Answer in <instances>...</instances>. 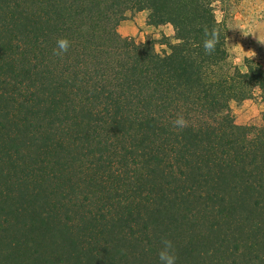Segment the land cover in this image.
I'll return each instance as SVG.
<instances>
[{
  "label": "trees",
  "instance_id": "16d2710c",
  "mask_svg": "<svg viewBox=\"0 0 264 264\" xmlns=\"http://www.w3.org/2000/svg\"><path fill=\"white\" fill-rule=\"evenodd\" d=\"M216 1L0 0V105L21 112V107L30 108L31 99L38 106L31 115L37 123L23 116L9 138L10 145L23 150L4 151L0 157L8 168L0 169V181L14 185L11 193L1 191L0 199H15L9 205L15 219L18 214L30 220L20 230L35 234L36 240L49 235L51 244H60L57 233L64 222L51 210L61 208L63 191L89 200L95 191L83 185L100 181L107 188L103 182L108 180L112 186L136 154L150 166L141 175L140 203L147 216L142 225L144 264H159L155 242L176 240L181 229L186 232L183 226L190 219L180 204L197 202L218 224L251 210L248 194L257 189L264 193V125L251 131L235 124L229 103L250 97L255 89L264 101V67L250 58L244 59L243 70L229 64L226 27L216 25L213 15ZM143 10L148 25L173 26L175 43H167L168 51L157 52L152 39L137 42L118 33L121 21ZM214 25L220 29V43L206 55L203 29ZM60 38L71 42L63 57L53 54ZM177 115L188 121L183 130L173 127ZM134 137L138 146L132 145ZM76 157L85 159L93 173L79 177L83 191L78 192L68 188L64 176L80 160ZM98 169L112 176L98 178ZM165 172L180 184L172 200L161 197L164 185L158 175ZM237 177L244 180V193L228 190ZM39 207L48 208L46 215ZM208 228L217 231L215 225ZM192 238L196 242L177 247V264H216L201 263L196 250L207 237L203 242L204 236ZM4 243L0 236V245ZM69 243L74 245L72 239ZM5 246L7 255L1 254ZM5 246L0 262L29 254L21 245Z\"/></svg>",
  "mask_w": 264,
  "mask_h": 264
},
{
  "label": "rangeland",
  "instance_id": "374dc122",
  "mask_svg": "<svg viewBox=\"0 0 264 264\" xmlns=\"http://www.w3.org/2000/svg\"><path fill=\"white\" fill-rule=\"evenodd\" d=\"M217 11L221 14V23L226 27L225 41L229 64L238 66L243 70V61L245 58H249L246 51L253 50L257 55L252 59L264 67V45L258 43L253 36H264V0H219L214 3V12ZM142 15H146V25L140 28L141 35L124 37H132L137 42L152 39L157 52L168 51L167 43L174 42L172 38L174 35L173 28L169 29V24L148 25L146 11L143 14L140 11L136 12L127 19H132L134 16L142 18ZM230 28H240L250 35L245 37L242 30ZM235 44H241V48L245 50L241 53L242 59L239 65L233 64L230 59V57L235 58L236 54L233 52V45ZM29 105V109L21 107V112H18V108L0 105V157L4 155V151H14L17 148L23 150V144H21L22 148L20 145L17 146V143L10 145L9 138H13L16 125L20 119L29 116L31 124L37 123L31 115L32 112L34 114L38 110V106L31 99ZM229 107L235 124L250 129L264 125V101L259 89H255L250 97L244 100H232ZM132 145L138 146L137 138H132ZM23 153L25 152L23 151ZM138 153H140L139 149ZM88 157L93 161L96 159V157L95 159L92 156ZM37 159L31 161H37ZM111 159L116 158L112 157ZM73 160L77 161L68 169L69 173H64L65 178H69L67 186L75 192L83 191L77 185L80 181L79 177L82 175V178L88 176L90 178L93 173L88 170V162L85 159L76 157ZM25 162L30 165L29 160H25ZM149 168L150 166L143 161L141 154H136L133 158H128V162L125 163L123 171L119 172L118 178L112 180V186L108 184V180L103 182L107 188L100 181H93L94 185L90 183L83 185L86 189L91 188L95 191L89 200L82 201L77 200V198H70L72 193L63 191L62 196L64 198H61V208L51 211L64 222L59 224L61 233H57V239L64 245L61 242L58 245L51 244L49 235L46 238L36 240L33 236L35 234L24 233L18 227L22 225L24 227V225L29 224L30 220L23 219L18 214V218L15 219L12 207L9 206L14 203L15 199L13 202H5V198L2 202L0 199V204H2V208H0V236H3L6 242L0 245V249L6 244L21 245L29 253L26 258L18 259L15 262L3 261L0 263L144 264L141 244H143L145 236L142 232V225L147 221V216L142 211V204L140 203V195L142 196L141 193L143 192L141 175ZM0 169L6 171L8 168L5 163H0ZM97 171L101 173L98 174V178L112 176L106 169H98ZM71 173L75 176L73 177ZM165 173V176L163 174L158 175L159 182L164 185V192L161 197L172 200L176 197V189L180 184L176 183L172 174ZM10 175H12V171H10ZM231 181L227 186L229 191L234 188L238 193L245 192L246 186L241 177ZM188 183L184 184L187 189ZM13 187L14 185L6 181H0V192H5V189L8 188L11 193ZM228 190L223 192L227 198L230 197ZM68 197L70 201L67 202ZM247 198L252 205L249 212L244 211L243 215L237 212L236 217L221 219L219 224L218 219L208 213L205 214L197 202L191 201L180 204L179 208L188 214L190 220H187L183 226L186 232L181 229L176 240L170 239L173 241L175 249L187 245L191 239L195 241L193 236H200V239L204 236L202 242L207 237L206 242L196 248L202 255L203 262L201 263L264 264V193H260L257 189L248 194ZM40 206L45 205L40 204ZM38 210L46 215L48 208L43 210L39 207ZM128 224L129 226H127ZM211 225H215L216 232L211 233L209 231L208 227ZM71 239L74 241V245L69 243ZM40 240L41 242H39ZM152 240L157 241V236L152 237ZM161 246V242H155V247L158 250L154 253L155 256H158ZM7 249L5 246L1 254L7 255L5 252ZM148 255L150 256V254ZM180 263L186 262L182 260ZM188 263L200 264L198 261Z\"/></svg>",
  "mask_w": 264,
  "mask_h": 264
},
{
  "label": "clouds",
  "instance_id": "9594fccd",
  "mask_svg": "<svg viewBox=\"0 0 264 264\" xmlns=\"http://www.w3.org/2000/svg\"><path fill=\"white\" fill-rule=\"evenodd\" d=\"M216 25L221 23V14L217 11L214 12ZM169 29H172V25L169 24ZM230 29H240V28H230ZM242 30V29H240ZM205 39L203 41V49L206 55H212L216 49L217 45L220 43V29L217 26H213L211 30L207 26L203 29ZM242 33L245 37L250 35L249 33L242 30ZM253 35V34H251ZM258 43L264 45V36H256L253 35ZM175 43V42H174ZM241 44L233 45V52L236 54L235 58H231V62L233 64L239 65L241 63V53L245 50L241 48ZM71 47V42L67 38H60L56 41V48L54 49L53 54L58 57H63ZM246 54L250 59L254 58L257 54L253 52V50L246 51ZM188 126V121L185 119L183 115H177L176 119L173 121V127L179 130H183ZM161 248L158 252V261L159 264H177L178 256L176 253V249L172 240L168 238H162L161 240Z\"/></svg>",
  "mask_w": 264,
  "mask_h": 264
},
{
  "label": "crops",
  "instance_id": "0c3cea01",
  "mask_svg": "<svg viewBox=\"0 0 264 264\" xmlns=\"http://www.w3.org/2000/svg\"><path fill=\"white\" fill-rule=\"evenodd\" d=\"M145 12L144 11H140V13ZM147 12V11H146ZM145 18L146 15H142V18H139V16H134L132 19H126L123 20L119 25H118V32L122 35V36H135V35H141L142 32H140V28L144 25H146L145 23Z\"/></svg>",
  "mask_w": 264,
  "mask_h": 264
}]
</instances>
